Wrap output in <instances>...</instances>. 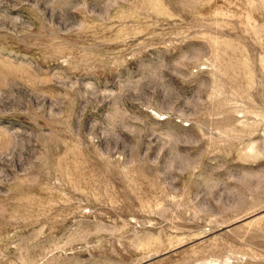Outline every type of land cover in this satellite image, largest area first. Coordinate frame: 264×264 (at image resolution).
Segmentation results:
<instances>
[{
	"label": "rangeland",
	"instance_id": "obj_1",
	"mask_svg": "<svg viewBox=\"0 0 264 264\" xmlns=\"http://www.w3.org/2000/svg\"><path fill=\"white\" fill-rule=\"evenodd\" d=\"M0 264H264V0H0Z\"/></svg>",
	"mask_w": 264,
	"mask_h": 264
}]
</instances>
